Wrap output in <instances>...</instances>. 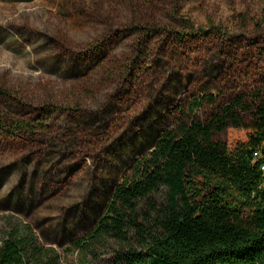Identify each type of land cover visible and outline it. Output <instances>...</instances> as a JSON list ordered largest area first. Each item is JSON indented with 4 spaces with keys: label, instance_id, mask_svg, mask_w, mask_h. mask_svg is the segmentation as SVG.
Here are the masks:
<instances>
[{
    "label": "rangeland",
    "instance_id": "1",
    "mask_svg": "<svg viewBox=\"0 0 264 264\" xmlns=\"http://www.w3.org/2000/svg\"><path fill=\"white\" fill-rule=\"evenodd\" d=\"M258 87L264 0H0V242L15 216L63 264H112L66 250L193 97L218 98L206 121Z\"/></svg>",
    "mask_w": 264,
    "mask_h": 264
},
{
    "label": "trees",
    "instance_id": "2",
    "mask_svg": "<svg viewBox=\"0 0 264 264\" xmlns=\"http://www.w3.org/2000/svg\"><path fill=\"white\" fill-rule=\"evenodd\" d=\"M217 100L191 99L186 121L135 163L67 256L95 261L109 248L112 264H264V176L254 156L264 151V87L237 95L206 121L195 117ZM231 128L249 131L247 142L230 149L214 140ZM4 221L0 264H63L30 224L15 216Z\"/></svg>",
    "mask_w": 264,
    "mask_h": 264
},
{
    "label": "built area",
    "instance_id": "3",
    "mask_svg": "<svg viewBox=\"0 0 264 264\" xmlns=\"http://www.w3.org/2000/svg\"><path fill=\"white\" fill-rule=\"evenodd\" d=\"M256 160H260L261 161V165H260V169L261 172L264 176V151L262 152L261 150H258L255 154H254Z\"/></svg>",
    "mask_w": 264,
    "mask_h": 264
}]
</instances>
